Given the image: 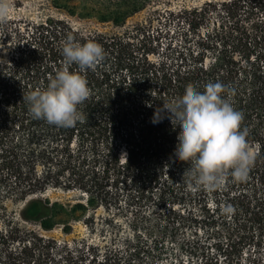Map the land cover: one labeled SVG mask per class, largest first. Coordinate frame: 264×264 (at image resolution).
I'll use <instances>...</instances> for the list:
<instances>
[{"label": "trees", "instance_id": "trees-1", "mask_svg": "<svg viewBox=\"0 0 264 264\" xmlns=\"http://www.w3.org/2000/svg\"><path fill=\"white\" fill-rule=\"evenodd\" d=\"M49 1L80 17L93 14L77 11H99V21L117 25L150 12L118 33L84 31L54 16L13 34L1 28L9 57L0 58V264H143L169 250L166 239L191 264H264V0L182 7L175 0ZM68 35L98 42L104 59L82 73L90 88L78 106L83 119L65 128L33 118L23 95L45 87L63 66ZM70 70L79 71L75 64ZM217 81L243 113L241 128L257 155L244 181L227 175L218 188L190 187L191 165L175 159L180 130L166 117L153 124V113L182 99L186 88L203 91ZM49 189L83 198L42 197ZM9 201L22 204V219L66 233L83 218L97 229V209L114 208L106 223L125 219L135 237L122 255L87 239L46 238L23 231L7 215ZM180 234L189 237L179 242Z\"/></svg>", "mask_w": 264, "mask_h": 264}, {"label": "clouds", "instance_id": "clouds-1", "mask_svg": "<svg viewBox=\"0 0 264 264\" xmlns=\"http://www.w3.org/2000/svg\"><path fill=\"white\" fill-rule=\"evenodd\" d=\"M11 8V0H0V23L7 21ZM61 53L63 66L45 87L30 90L23 100L33 118L68 128L83 119L78 106L90 95L82 73L104 59V49L94 40L80 43L68 35ZM74 64L79 71L70 70ZM225 90L218 81L207 83L203 91L186 88L182 99L153 113V124L165 122L166 117L173 129L179 128L175 159L191 165L190 187L218 188L227 175L244 181L256 158L257 149L248 141L247 129L241 128L243 113L222 95ZM222 210L232 209L228 205Z\"/></svg>", "mask_w": 264, "mask_h": 264}, {"label": "rangeland", "instance_id": "rangeland-1", "mask_svg": "<svg viewBox=\"0 0 264 264\" xmlns=\"http://www.w3.org/2000/svg\"><path fill=\"white\" fill-rule=\"evenodd\" d=\"M21 3L17 4L14 0L12 2V8L10 10V15L6 22L0 23L1 28H6L10 33H14L17 28H27L33 23L41 21L48 16L59 17L70 22L74 27L84 30H97L100 32L107 33H118L123 32L127 28L134 26L137 22L143 21L150 10L136 12L130 16L124 25H117L112 21L101 22L95 15L99 11H77L78 13H88L93 14L90 17H80L78 15H71L67 11H59L56 9L49 0H20ZM208 0H175L174 5L176 7L184 6H197L202 5ZM219 1V0H215ZM215 20V17L212 18ZM214 25V24H212ZM9 57L8 49L4 46L0 48V58L6 60ZM42 197H49L53 201L61 202H76L78 199H82L83 196L77 190L74 191H64L61 189H49ZM22 207V204L8 202L7 203V215L10 217L15 216V221L20 223L21 229L25 232H32L46 238H54L58 241H75L87 239V241L94 243L95 245L100 246L104 251L109 250L114 252H119L121 255L124 253L127 245V238L135 237L134 231L129 227L127 220H121V218H115L116 221L108 225L105 221L107 217L113 216L112 213H115V209H111L110 212L106 211L105 208L99 207L96 212V225L97 229L92 230L88 224H86L83 219L79 221H73V229L71 233H66L63 231L61 226H56L53 229H43L37 221H27L20 217L19 211ZM94 210L90 211L92 215ZM5 218V217H4ZM4 218H2V226L7 224V221L4 223ZM103 229V230H102ZM187 236L184 234L179 235V242L185 240ZM205 241L206 239H202ZM214 241L213 239L207 240V242ZM165 245L168 247L161 258H156L154 260H149L146 257L142 261L143 264H178L177 259L182 262L181 264H191V257L189 254L185 253L179 256L176 254L179 251L178 243L172 242L169 239L164 241ZM214 249V248H211ZM249 254V250L245 249L244 257ZM261 254L264 257V245L262 247ZM152 259V258H151Z\"/></svg>", "mask_w": 264, "mask_h": 264}]
</instances>
